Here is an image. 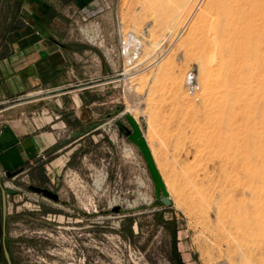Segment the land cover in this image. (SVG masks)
<instances>
[{"label": "rangeland", "instance_id": "374dc122", "mask_svg": "<svg viewBox=\"0 0 264 264\" xmlns=\"http://www.w3.org/2000/svg\"><path fill=\"white\" fill-rule=\"evenodd\" d=\"M206 2L47 3L50 36L77 39L81 51L97 57L126 94L123 103L92 119L82 113L81 124L71 109L65 117L45 109L39 121L38 115L28 114L39 126L56 123L59 149L22 164L16 176L6 171L18 166L0 168L1 240L7 248L22 251L28 264H264V106L257 110L253 130L258 142L248 168L226 170L224 135L209 107L218 58L205 42V28L194 26ZM258 3L263 10L256 18L264 24V0ZM11 9L9 0H0V27L6 25ZM131 31L138 43L126 49ZM259 35L252 64L256 89L263 94L264 29ZM28 99L18 97L12 104ZM4 106L9 105L0 108ZM125 114L135 118L145 136L169 193L168 206L156 198L145 160L127 138L131 127ZM79 137L80 145L65 154ZM54 159L53 164L63 165L51 166ZM246 174L255 186V218L248 221L250 227L232 235L215 213L219 208L230 210L222 201L228 196L227 176L247 185ZM27 185L44 186L59 200L30 191ZM8 188L16 194L7 195ZM13 240L18 243L11 244ZM241 244L246 246L244 254Z\"/></svg>", "mask_w": 264, "mask_h": 264}, {"label": "crops", "instance_id": "0c3cea01", "mask_svg": "<svg viewBox=\"0 0 264 264\" xmlns=\"http://www.w3.org/2000/svg\"><path fill=\"white\" fill-rule=\"evenodd\" d=\"M9 2L11 13L6 25L0 27V101L26 96L30 99L0 109V168L20 169L40 155L59 150L58 136L53 131L56 123L39 126L35 117L28 114L38 115L39 121L45 109L57 112L58 117H65L71 109L74 119L81 124L82 113H89L92 119L102 110L112 109L115 103H123L126 91H121L119 79L104 72L97 57L81 51L77 39L50 36L53 25L44 8L57 6L58 0ZM83 81L91 84L81 86ZM67 86L76 88L60 91ZM51 91L56 93L48 95ZM40 93L47 95L38 96ZM44 127L48 129L41 130ZM81 138L74 140L76 144L65 154L72 153ZM61 156L68 161L69 157ZM54 161L49 164L63 165L53 164Z\"/></svg>", "mask_w": 264, "mask_h": 264}, {"label": "bare ground", "instance_id": "6f19581e", "mask_svg": "<svg viewBox=\"0 0 264 264\" xmlns=\"http://www.w3.org/2000/svg\"><path fill=\"white\" fill-rule=\"evenodd\" d=\"M261 9L258 0H207L200 11L199 20L194 24L205 28V42L214 49L218 58V78L210 84L208 93L209 107L218 118L224 135L226 170L248 168L257 147L253 126L258 108L264 106V93L259 94L256 89L258 82L252 60L257 52L256 43L261 40L259 34L264 29V24L256 18ZM205 12L212 18L205 19ZM137 43L138 36L132 31L128 33L124 42L126 49ZM189 81H193L191 75ZM252 179L250 174L244 176L247 185L233 180L231 176L225 180L229 185L225 190L228 196L222 201L228 204L230 210L219 208L215 215L218 220L226 221L229 234L233 235L249 226L248 221L255 218V186ZM246 197L249 198L248 202L245 201ZM245 247V244H241L242 254Z\"/></svg>", "mask_w": 264, "mask_h": 264}, {"label": "water", "instance_id": "95a60500", "mask_svg": "<svg viewBox=\"0 0 264 264\" xmlns=\"http://www.w3.org/2000/svg\"><path fill=\"white\" fill-rule=\"evenodd\" d=\"M192 75V74H190ZM125 119L128 121L131 132L127 135L128 140L132 141L137 148L139 149L141 155L143 156L145 163L147 165V168L149 170L150 176L154 183L155 188V196L157 199H160L164 205H170V197L169 193L166 189L165 183L161 177V174L157 168V165L155 163V160L153 158V155L151 153V150L149 148V145L145 139L144 134L141 131V128L138 124V122L135 120V118L130 114H125ZM19 170L13 171L11 175H14ZM7 176H10V172H7ZM30 189L36 193H40L45 197L51 198L55 201L59 200V195L46 188V187H37V186H30ZM8 193H14V191L9 188L7 190Z\"/></svg>", "mask_w": 264, "mask_h": 264}, {"label": "flooded vegetation", "instance_id": "af4514ba", "mask_svg": "<svg viewBox=\"0 0 264 264\" xmlns=\"http://www.w3.org/2000/svg\"><path fill=\"white\" fill-rule=\"evenodd\" d=\"M18 170L19 171L16 174H14V175H11V173L13 171H16V170L9 171L10 172V176L11 177L12 176H16L19 172H21L20 169H18ZM7 172L8 171H6V175H7ZM30 186L44 187V186H39V185H27V189H29L30 191H32L30 189ZM8 189H6V192H7ZM12 190L14 191V193H8L7 192V195H11V196L15 195L17 190H14V189H12ZM38 194H40V193H38ZM43 212H45L44 209H43ZM0 235H1L0 236V264H28L27 260H25L23 258L24 257L23 252L19 251L18 249H13L12 246H10V248H7V244L4 241H2L4 239V237H3L4 234L2 233ZM94 235H95V233H94ZM12 243L16 244L18 242H14V240H13L11 242V244ZM41 253L44 254V251L42 249H41ZM79 253L83 255V263H85L86 258H85V254L83 252V249H79Z\"/></svg>", "mask_w": 264, "mask_h": 264}, {"label": "built area", "instance_id": "2783aa9c", "mask_svg": "<svg viewBox=\"0 0 264 264\" xmlns=\"http://www.w3.org/2000/svg\"><path fill=\"white\" fill-rule=\"evenodd\" d=\"M18 98H7V99H4L2 101H0V107L1 105L3 104H8V105H11L12 103H14L15 101H17ZM1 109V108H0Z\"/></svg>", "mask_w": 264, "mask_h": 264}]
</instances>
